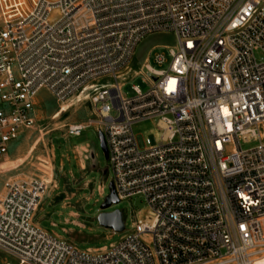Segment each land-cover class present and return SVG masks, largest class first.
<instances>
[{"label": "built area", "instance_id": "2783aa9c", "mask_svg": "<svg viewBox=\"0 0 264 264\" xmlns=\"http://www.w3.org/2000/svg\"><path fill=\"white\" fill-rule=\"evenodd\" d=\"M10 2L16 16L0 21V166L36 125L41 91L83 102L94 119L66 135H101L115 196L143 197L146 215L117 244L80 251L34 223L42 182L7 183L0 251L17 264H264V0ZM168 32L176 46L159 49L169 64L155 68L161 52L145 59L149 89L123 95L137 44ZM152 121L159 141L149 136L141 150L134 125Z\"/></svg>", "mask_w": 264, "mask_h": 264}, {"label": "rangeland", "instance_id": "374dc122", "mask_svg": "<svg viewBox=\"0 0 264 264\" xmlns=\"http://www.w3.org/2000/svg\"><path fill=\"white\" fill-rule=\"evenodd\" d=\"M6 0V10L0 1V21L12 19L16 11ZM27 6L30 3L27 1ZM175 35L168 33H154L144 37L135 47L130 65L131 72L120 83L122 93L126 97H133L136 86L142 92L149 88V82L141 73L145 59L161 52L165 56V63L155 66L150 59V65L157 69H164L170 61L167 50L159 48H174ZM102 82H112L104 79ZM64 108L65 112L59 117L57 113ZM88 119H94L91 108L85 103H75L70 100L65 104H57L47 91H41L37 96L36 125L22 132L17 141L0 166V185L3 186L0 198L5 193V184L17 181H38L44 185V194L40 199L34 223L42 229L54 234L74 245L78 250L100 249L110 244H117L127 235L134 218L143 219L146 215V203L143 197L136 196L130 200L119 201L104 212L120 211L124 215V229L119 233L99 225L98 216L100 206L108 194V186L112 173L107 161V152L98 141L94 129H86L80 137H70L72 144L85 143V139H93L96 172L88 175L93 186L88 187V181L73 180L66 172L67 161L64 147L66 126L74 123L83 124ZM133 134L139 149L148 147L146 140L154 136L158 142L161 132L155 122H143L134 125ZM3 165V166H2ZM102 186H104L102 192ZM54 225V226H52ZM16 264V263H15Z\"/></svg>", "mask_w": 264, "mask_h": 264}, {"label": "crops", "instance_id": "0c3cea01", "mask_svg": "<svg viewBox=\"0 0 264 264\" xmlns=\"http://www.w3.org/2000/svg\"><path fill=\"white\" fill-rule=\"evenodd\" d=\"M85 122V121H84ZM81 123H74V125H78ZM71 126L73 124H70ZM81 136V134H80ZM78 136V137H80ZM98 141L101 143L104 148V144L102 142L101 135H97ZM64 141L66 142V146L64 147L66 152V157L64 161H67L66 172L70 174L73 180H86L88 181V187L90 185L93 186V182L88 179V175L92 172H96L95 168V154L93 152V139H85V143L81 144H72L69 143L70 136L64 135ZM13 144V143H12ZM11 144V146H12ZM10 146V147H11ZM3 186L0 185V193L2 192ZM17 264L16 260L0 251V264Z\"/></svg>", "mask_w": 264, "mask_h": 264}, {"label": "water", "instance_id": "95a60500", "mask_svg": "<svg viewBox=\"0 0 264 264\" xmlns=\"http://www.w3.org/2000/svg\"><path fill=\"white\" fill-rule=\"evenodd\" d=\"M119 199L115 196L113 184L110 182L108 186V194L105 196L100 206V214L98 216L99 225L112 230L114 233L123 231V214L120 211L104 212V210L117 205Z\"/></svg>", "mask_w": 264, "mask_h": 264}, {"label": "bare ground", "instance_id": "6f19581e", "mask_svg": "<svg viewBox=\"0 0 264 264\" xmlns=\"http://www.w3.org/2000/svg\"><path fill=\"white\" fill-rule=\"evenodd\" d=\"M65 112V109L64 108H62L58 113H57V116L59 117L62 113H64ZM3 166V165H2ZM40 204V203H39Z\"/></svg>", "mask_w": 264, "mask_h": 264}]
</instances>
